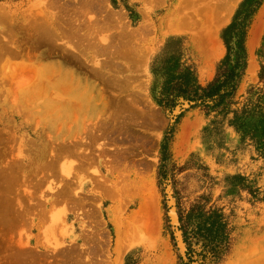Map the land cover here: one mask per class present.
<instances>
[{"label": "rangeland", "instance_id": "374dc122", "mask_svg": "<svg viewBox=\"0 0 264 264\" xmlns=\"http://www.w3.org/2000/svg\"><path fill=\"white\" fill-rule=\"evenodd\" d=\"M242 1H0V264H181L201 202L227 225L215 264H264V2L224 106L152 94L170 59L214 79Z\"/></svg>", "mask_w": 264, "mask_h": 264}, {"label": "trees", "instance_id": "16d2710c", "mask_svg": "<svg viewBox=\"0 0 264 264\" xmlns=\"http://www.w3.org/2000/svg\"><path fill=\"white\" fill-rule=\"evenodd\" d=\"M263 2L264 0H243L239 4L230 24L222 32L225 57L218 66L214 79L206 86L199 85L193 72L179 64L177 59H170L160 66L153 67L152 94L157 106L169 115L184 104L189 105L191 109L201 108L210 112L224 106L235 95L239 79L246 68L245 44L248 28ZM157 75H161L163 79L158 80ZM179 119L180 117L175 124ZM173 133L172 126L164 137L160 149L162 163L168 161L169 142ZM164 168L163 165L162 169ZM160 177H166L164 171H160ZM250 186L248 183L249 191ZM204 205L205 203L201 202L200 207L178 216L179 226L176 231L182 234V242L185 245L184 254L179 258L181 264H215L227 247V225L222 212L215 209L206 211ZM192 242L201 243L200 252L191 249Z\"/></svg>", "mask_w": 264, "mask_h": 264}]
</instances>
